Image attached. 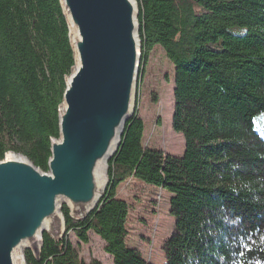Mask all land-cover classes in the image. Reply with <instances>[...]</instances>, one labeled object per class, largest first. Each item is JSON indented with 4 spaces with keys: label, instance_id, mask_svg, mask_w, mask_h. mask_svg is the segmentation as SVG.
I'll list each match as a JSON object with an SVG mask.
<instances>
[{
    "label": "trees",
    "instance_id": "obj_1",
    "mask_svg": "<svg viewBox=\"0 0 264 264\" xmlns=\"http://www.w3.org/2000/svg\"><path fill=\"white\" fill-rule=\"evenodd\" d=\"M137 1L143 61L160 53L168 63L185 152L148 145L136 112L109 162L102 205L79 221L64 206L66 235L45 232L38 256L25 251L27 264H155L128 243L140 236L152 244L148 190L154 212L169 194L166 264H264V137L256 128L264 123V0ZM74 67L60 0H0V159L13 151L49 170ZM91 233L111 263L82 256Z\"/></svg>",
    "mask_w": 264,
    "mask_h": 264
},
{
    "label": "water",
    "instance_id": "obj_2",
    "mask_svg": "<svg viewBox=\"0 0 264 264\" xmlns=\"http://www.w3.org/2000/svg\"><path fill=\"white\" fill-rule=\"evenodd\" d=\"M60 2L75 67L65 80L59 137L51 139L48 171L21 153L0 159V264H27L25 251L37 239L41 251L45 232L63 238V203L78 221L102 205L109 162L136 113L143 61L138 1Z\"/></svg>",
    "mask_w": 264,
    "mask_h": 264
},
{
    "label": "rangeland",
    "instance_id": "obj_3",
    "mask_svg": "<svg viewBox=\"0 0 264 264\" xmlns=\"http://www.w3.org/2000/svg\"><path fill=\"white\" fill-rule=\"evenodd\" d=\"M140 67L141 73L137 86L135 112H138L144 121V140L153 148L162 149L165 153L174 156H182L186 149V142L184 135L176 131L173 126L174 80L171 72L169 77L166 75L168 63L162 54L158 53V55L151 54L145 62L141 61ZM144 68L146 69L144 70ZM256 128L264 137V123L261 126L257 125ZM129 188L127 186L123 187L120 194H125L124 197L129 198L127 196L132 189ZM152 192L153 190H148L144 198L148 209H151L147 216L148 224L151 226L154 223L155 228L152 244L148 245L147 242H142L140 236L128 238V243L132 247L147 252L155 264H166L162 247L165 240L171 235L175 222L169 213V194L164 192L160 207H156L157 212H154L155 205L152 200L156 197ZM159 198L160 194L158 200ZM62 206L64 207L65 203ZM73 235V233H70L72 240L76 243L77 240ZM41 241V239H38L32 243L31 251L36 256L39 255ZM103 245V241L91 233L90 242L80 244V251L84 258H98L106 263H111V257L103 251ZM26 249V247H23L20 253Z\"/></svg>",
    "mask_w": 264,
    "mask_h": 264
},
{
    "label": "bare ground",
    "instance_id": "obj_4",
    "mask_svg": "<svg viewBox=\"0 0 264 264\" xmlns=\"http://www.w3.org/2000/svg\"><path fill=\"white\" fill-rule=\"evenodd\" d=\"M38 240V239H37ZM36 241V240H35Z\"/></svg>",
    "mask_w": 264,
    "mask_h": 264
}]
</instances>
